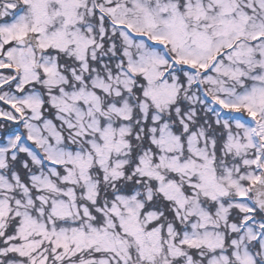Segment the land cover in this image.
Returning a JSON list of instances; mask_svg holds the SVG:
<instances>
[{"label": "snow or ice", "instance_id": "snow-or-ice-1", "mask_svg": "<svg viewBox=\"0 0 264 264\" xmlns=\"http://www.w3.org/2000/svg\"><path fill=\"white\" fill-rule=\"evenodd\" d=\"M0 264H264V0H0Z\"/></svg>", "mask_w": 264, "mask_h": 264}]
</instances>
